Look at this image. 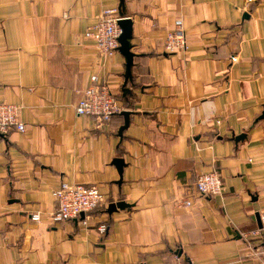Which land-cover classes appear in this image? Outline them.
Masks as SVG:
<instances>
[{
	"label": "crops",
	"instance_id": "1",
	"mask_svg": "<svg viewBox=\"0 0 264 264\" xmlns=\"http://www.w3.org/2000/svg\"><path fill=\"white\" fill-rule=\"evenodd\" d=\"M118 6L0 0V101L24 125L0 135V264H264V0H124L127 81L122 54L85 36ZM178 21L188 47L168 54ZM94 75L130 113L120 135L121 112L101 127L75 112ZM210 171L223 190L204 196ZM62 181L105 203L53 222Z\"/></svg>",
	"mask_w": 264,
	"mask_h": 264
},
{
	"label": "built area",
	"instance_id": "2",
	"mask_svg": "<svg viewBox=\"0 0 264 264\" xmlns=\"http://www.w3.org/2000/svg\"><path fill=\"white\" fill-rule=\"evenodd\" d=\"M117 8H105L97 17V21L85 33V36L94 40L99 52L103 55L113 54L119 47L118 38L121 29L118 25ZM177 28L169 32L164 41L166 53H179L187 49L185 35L180 29L181 23H176ZM97 76H91L90 84L83 90L82 96L75 105V112L79 116L94 118L98 127L107 123L113 115L121 112V106L111 95L108 86L104 82H98ZM12 129L24 130L23 123L19 120V107L4 101H0V135L5 136ZM197 191L206 196L222 193L223 181L217 171L200 174L196 180ZM55 200V210L51 215L53 222L79 219L82 215L95 210L105 203L104 196L99 190L86 184H70L62 181L52 192ZM185 206L191 202L183 201ZM31 218L39 219L38 214H32ZM260 227L255 233H259L264 240V211L259 213ZM105 225L98 227L99 233H104ZM165 264H192L189 262L175 261Z\"/></svg>",
	"mask_w": 264,
	"mask_h": 264
},
{
	"label": "water",
	"instance_id": "3",
	"mask_svg": "<svg viewBox=\"0 0 264 264\" xmlns=\"http://www.w3.org/2000/svg\"><path fill=\"white\" fill-rule=\"evenodd\" d=\"M118 15L120 19L118 20V25L121 29V34L119 35L118 42L119 47L118 51L122 54V56L125 59V81L129 80L131 78V67L133 65V59L135 54L131 51L132 45H131V37H132V27H131V20L129 18H126L124 16V0H119V6H118ZM121 114L124 116V124L119 128V135L122 133V131L127 127L129 122V115L130 113L128 111H123ZM244 134H241L240 136H237L235 139L243 138ZM115 164L117 165V168L119 172L121 171L123 167V160L120 158L115 159ZM127 206L122 201H119L115 204L111 203L108 208V212H112L118 208L123 209ZM258 221H259V227H260V220L258 215Z\"/></svg>",
	"mask_w": 264,
	"mask_h": 264
},
{
	"label": "rangeland",
	"instance_id": "4",
	"mask_svg": "<svg viewBox=\"0 0 264 264\" xmlns=\"http://www.w3.org/2000/svg\"><path fill=\"white\" fill-rule=\"evenodd\" d=\"M87 37V36H86ZM204 196H206V195H204Z\"/></svg>",
	"mask_w": 264,
	"mask_h": 264
}]
</instances>
